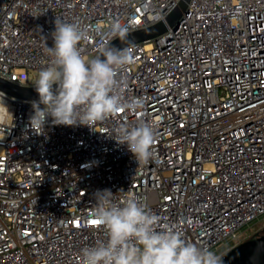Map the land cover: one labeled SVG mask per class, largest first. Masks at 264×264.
Segmentation results:
<instances>
[{
  "label": "built area",
  "instance_id": "built-area-1",
  "mask_svg": "<svg viewBox=\"0 0 264 264\" xmlns=\"http://www.w3.org/2000/svg\"><path fill=\"white\" fill-rule=\"evenodd\" d=\"M179 0H0V77L32 85L45 69L56 19L89 33L86 59L113 20L129 31ZM121 110L96 125L27 130L31 99L0 90V264H81L106 240L98 190L132 194L186 242L217 252L264 215V0H189L176 28L132 43ZM7 106V107H6ZM8 108V110H7ZM154 125V158L138 164L114 138L121 123Z\"/></svg>",
  "mask_w": 264,
  "mask_h": 264
},
{
  "label": "clouds",
  "instance_id": "clouds-1",
  "mask_svg": "<svg viewBox=\"0 0 264 264\" xmlns=\"http://www.w3.org/2000/svg\"><path fill=\"white\" fill-rule=\"evenodd\" d=\"M107 34L127 46L118 49L112 41H105L97 48L99 55L86 59L78 45L89 38L88 31L56 19L54 45L46 49L50 64L32 83L39 99L32 101L28 131L43 135L49 118L53 125H84L95 130L98 123L121 110L138 113L143 108L142 99L125 100L123 95L126 80L122 73L134 63L129 25L113 20ZM114 133L111 138L126 144L139 165L154 158L153 124L142 120L131 126L121 123ZM94 198V215L106 240L83 249L81 264H221L215 252L183 240L137 196L129 194L116 203L112 191L104 189Z\"/></svg>",
  "mask_w": 264,
  "mask_h": 264
},
{
  "label": "water",
  "instance_id": "water-1",
  "mask_svg": "<svg viewBox=\"0 0 264 264\" xmlns=\"http://www.w3.org/2000/svg\"><path fill=\"white\" fill-rule=\"evenodd\" d=\"M188 2L189 0H179L178 4L164 19L129 31V39L133 43L142 42L159 36L168 31L169 28H176L183 13L187 10ZM111 45L118 49L127 46L119 38L114 39ZM97 55L99 53L95 56ZM0 90L17 98L39 99L34 85H19L2 77H0ZM218 256L221 258V264H264V232L256 231L247 239L232 245Z\"/></svg>",
  "mask_w": 264,
  "mask_h": 264
},
{
  "label": "rangeland",
  "instance_id": "rangeland-1",
  "mask_svg": "<svg viewBox=\"0 0 264 264\" xmlns=\"http://www.w3.org/2000/svg\"><path fill=\"white\" fill-rule=\"evenodd\" d=\"M42 70V69H40ZM39 69H31L30 77L34 80L36 78L37 73L40 71ZM264 228V215L258 219H255L251 223L245 225L243 227L244 233L240 241L247 239L252 234H254L258 229ZM232 246L231 242H227L223 244V246L216 252L217 255L224 253Z\"/></svg>",
  "mask_w": 264,
  "mask_h": 264
},
{
  "label": "flooded vegetation",
  "instance_id": "flooded-vegetation-1",
  "mask_svg": "<svg viewBox=\"0 0 264 264\" xmlns=\"http://www.w3.org/2000/svg\"><path fill=\"white\" fill-rule=\"evenodd\" d=\"M259 232H264V228L258 229Z\"/></svg>",
  "mask_w": 264,
  "mask_h": 264
},
{
  "label": "snow or ice",
  "instance_id": "snow-or-ice-1",
  "mask_svg": "<svg viewBox=\"0 0 264 264\" xmlns=\"http://www.w3.org/2000/svg\"><path fill=\"white\" fill-rule=\"evenodd\" d=\"M93 223L95 224V223H98L97 221H93Z\"/></svg>",
  "mask_w": 264,
  "mask_h": 264
}]
</instances>
